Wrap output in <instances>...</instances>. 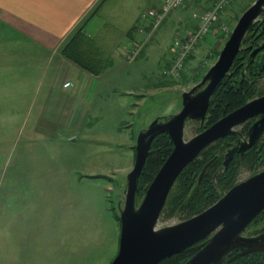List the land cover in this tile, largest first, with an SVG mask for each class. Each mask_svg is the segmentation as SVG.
<instances>
[{"label":"rangeland","instance_id":"obj_1","mask_svg":"<svg viewBox=\"0 0 264 264\" xmlns=\"http://www.w3.org/2000/svg\"><path fill=\"white\" fill-rule=\"evenodd\" d=\"M253 1H228L219 13V22L182 60L184 69L174 78L164 77L168 80L155 92H149L145 82L152 74L160 77L174 32V27L163 23L150 38L152 42L148 45L154 44L147 52L131 62H126L121 55L123 62L113 57L111 64L105 66L97 102L88 111L84 107L78 111L71 104L63 115L65 107L68 108L66 100L62 111L50 115L40 108L42 95L25 96L22 83H17V90H11L10 82L0 81V264L111 263L118 251L119 211L123 206L120 201L126 175L133 167L138 133L154 118L180 110L181 92L200 82L216 61L239 16ZM135 34L134 40L144 39L140 33ZM245 36L241 50L248 47L251 53L257 44L246 43ZM70 38L62 43V54L70 45ZM90 43L91 40L88 47L91 45L95 51L93 41ZM103 52L99 50L100 54ZM169 64L170 61L165 66ZM125 69L129 73L124 75L128 77L124 84L139 85L141 96L133 93L120 96L112 91L114 84L117 89L122 85L120 80L111 78ZM43 85L47 83L44 81ZM62 86L65 87L63 83ZM258 88L264 94V78L259 80ZM48 89L55 96L62 95L54 85ZM255 119L250 118L234 128L235 133L231 134L237 137L227 150L238 145L242 137L246 138L245 132ZM205 122V117L187 120L184 139L202 131ZM263 168L264 163L252 171L241 166L236 183ZM203 173L202 167L198 183ZM143 194L137 188L136 205ZM182 218L179 214L168 218L159 216L157 226L185 220ZM261 226L248 224L243 235L251 236Z\"/></svg>","mask_w":264,"mask_h":264},{"label":"water","instance_id":"obj_2","mask_svg":"<svg viewBox=\"0 0 264 264\" xmlns=\"http://www.w3.org/2000/svg\"><path fill=\"white\" fill-rule=\"evenodd\" d=\"M264 20V0H254L239 16L216 61L199 83L181 92V108L169 116L154 118L137 137L132 169L126 175L120 207L118 251L110 264H156L193 243L207 238L183 264H227L237 255L264 251V231L251 236L243 231L264 209V168L230 187L213 204L180 222L158 227L168 193L181 170L215 140L235 133L238 124L258 117L245 132L246 138L229 148L223 165L236 153L253 146L264 130V94L254 97L220 117L202 131L184 139L187 120H203L216 87L227 74L243 38L257 21ZM264 47L259 43L250 53ZM165 132L172 149L146 187L136 205L137 180L152 139ZM206 165L203 167L205 169Z\"/></svg>","mask_w":264,"mask_h":264},{"label":"crops","instance_id":"obj_3","mask_svg":"<svg viewBox=\"0 0 264 264\" xmlns=\"http://www.w3.org/2000/svg\"><path fill=\"white\" fill-rule=\"evenodd\" d=\"M158 1L0 0V81L10 82L8 88L11 90H17V83H22L26 89L22 93L25 96L42 95L40 108L51 113L50 115L62 111L66 100L68 108L65 107L63 115L70 110L71 104H74L78 111L80 107L88 111L89 106L97 102L100 80L104 79L106 74L105 66L111 64L113 57L122 61V49L131 43H142L138 57L153 46L154 43L148 45L152 42L149 40L162 23L174 27L172 36L182 34L193 25L191 11L194 8H209L216 0H187L183 8L169 11L148 39L134 40L140 27L148 28L147 22L143 21L140 15L146 9L156 6ZM79 34L86 40L84 48L90 49L88 53L91 62L99 63L95 72L86 70L61 53L62 43L70 36L72 43ZM90 40L91 43L93 41L96 52L92 50L91 45L88 47ZM201 44L197 45V49ZM171 45L172 41L170 47ZM118 48L120 49L116 50ZM99 50L105 51L104 54H100ZM169 56L170 53L163 65L171 61ZM128 73L129 69H125L121 75L111 78L120 80L121 84L118 83L122 85L117 89L114 84L112 91L120 96L130 93L141 96L139 85L124 84V81L128 80L124 75ZM164 77L166 76L161 73L160 77L152 74L149 81L145 82L149 85L148 91L155 92L159 89L163 81L168 80ZM44 81L47 86L43 85ZM65 81H70L71 85L63 87L62 83ZM52 85L62 91L61 96L51 93L48 88ZM50 117L56 119L57 116Z\"/></svg>","mask_w":264,"mask_h":264},{"label":"trees","instance_id":"obj_4","mask_svg":"<svg viewBox=\"0 0 264 264\" xmlns=\"http://www.w3.org/2000/svg\"><path fill=\"white\" fill-rule=\"evenodd\" d=\"M246 43L258 45L264 41V20L256 22L247 30ZM75 41V42H74ZM64 49V55L86 70L95 72L99 63L89 58L88 50L85 49L86 40L79 36ZM250 46V45H247ZM250 49H242L237 53L229 69L228 74L221 80L213 93L207 108L204 128L214 121L241 106L249 99L262 94L258 88L259 80L264 78V47L251 56ZM237 136L228 134L203 149L198 156L190 161L178 174L169 190L165 205L160 216L168 218L173 215H181L187 219L211 204H213L224 192L236 183L237 170L243 166L248 170L264 163V131L257 142L250 148L223 165V156L231 141ZM172 149L165 132H159L152 140L150 151L146 157L144 166L138 176L137 188L139 194H143L153 176L164 162ZM205 167L201 181L197 177L202 167ZM261 225L253 232V235L264 231V209L257 214L249 225ZM207 238L201 239L182 251L165 257L156 264H183L191 257ZM227 264H264V251H255L243 255H237Z\"/></svg>","mask_w":264,"mask_h":264},{"label":"built area","instance_id":"obj_5","mask_svg":"<svg viewBox=\"0 0 264 264\" xmlns=\"http://www.w3.org/2000/svg\"><path fill=\"white\" fill-rule=\"evenodd\" d=\"M230 0H216V2L207 9L196 8L192 11L193 28L182 34H176L172 37V45L170 54L172 59L168 66H163L161 69L162 75L176 77L181 71L182 60L188 55V51L196 44L204 35L219 22L218 10ZM186 0H159L156 8L146 9L142 13V19L147 21L149 30L139 28L138 32L142 34L144 39H148L154 29L157 27L163 16L171 9H177L185 4ZM142 49V43H131L126 48L120 51V55L126 62L133 61ZM66 82L64 85H69Z\"/></svg>","mask_w":264,"mask_h":264},{"label":"bare ground","instance_id":"obj_6","mask_svg":"<svg viewBox=\"0 0 264 264\" xmlns=\"http://www.w3.org/2000/svg\"><path fill=\"white\" fill-rule=\"evenodd\" d=\"M186 1H187V0H186ZM158 2H159V1H158ZM215 2H216V1H215ZM215 2H214V3H215ZM214 3H213V4H214ZM185 4H186V2H185ZM185 4H184L182 7H180V8H183V7L185 6ZM213 4H212V5H213ZM157 6H158V3L156 4V6H153V7H150V8H156ZM223 7H224V6H222V7L218 10V14H217V15H218V19H219V12L221 11V9H222ZM180 8H177V9H180ZM148 9H149V8H148ZM195 9H196V8H194L193 10H195ZM202 9H203V8H202ZM206 9H207V8H206ZM171 10H175V9H171ZM171 10H169V11H171ZM193 10H192V11H193ZM169 11H168V12H169ZM192 11H191V17H192ZM168 12H167V13H168ZM167 13H166V14H167ZM166 14H165V15H166ZM165 15L163 16V18L165 17ZM163 18H162V19H163ZM143 21H146V20L143 19ZM161 21H162V20H161ZM161 21H160V22H161ZM146 22H147V21H146ZM160 22H159V24H160ZM257 22H258V21H257ZM255 23H256V22H255ZM255 23H254V24H255ZM159 24H158V25H159ZM254 24H253V25H254ZM158 25H157V27H158ZM157 27H156V28H157ZM140 28H143V29H144V27H140ZM156 28H155V29H156ZM155 29H154V30H155ZM144 30H146V31L149 30V26H148L147 29H144ZM152 33H153V32H152ZM141 35H142V34H141ZM150 36H151V35H150ZM143 38H144V37H143ZM194 45H195V44H194ZM194 45H193L192 48L188 51L187 54H189V53L193 50V47H195ZM228 72H229V71H228ZM222 79H223V78H222ZM66 82H69V83H70V84L67 85V86H70V85H71V82H70V81H65L63 84H65ZM220 82H221V81H220ZM218 85H219V84H218ZM64 86H65V85H64ZM67 86H65V87H67ZM216 88H217V87H216ZM215 90H216V89H215ZM225 115H226V114H225ZM223 116H224V115H223ZM254 117L257 118L258 116L255 115ZM245 121H246V120H245ZM238 125H239V124H238ZM234 128H235V127H234ZM263 131H264V130H263ZM233 133H234V132H233ZM229 134H230V133H229ZM261 134H262V133H261ZM261 134H260V136H261ZM260 136H259V137H260ZM258 139H259V138H258ZM258 139H257V140H258ZM256 142H257V141H256ZM251 147H252V146H251ZM249 148H250V147H249ZM247 149H248V148H247ZM234 155H235V154H234Z\"/></svg>","mask_w":264,"mask_h":264},{"label":"flooded vegetation","instance_id":"obj_7","mask_svg":"<svg viewBox=\"0 0 264 264\" xmlns=\"http://www.w3.org/2000/svg\"><path fill=\"white\" fill-rule=\"evenodd\" d=\"M254 118V117H253ZM256 118V117H255Z\"/></svg>","mask_w":264,"mask_h":264}]
</instances>
